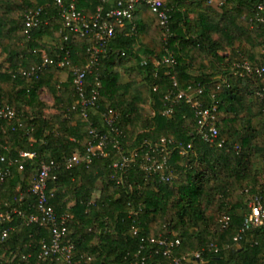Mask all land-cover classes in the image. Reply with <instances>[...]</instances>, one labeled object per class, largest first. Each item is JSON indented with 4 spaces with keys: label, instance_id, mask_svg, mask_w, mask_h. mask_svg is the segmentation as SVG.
Segmentation results:
<instances>
[{
    "label": "trees",
    "instance_id": "trees-1",
    "mask_svg": "<svg viewBox=\"0 0 264 264\" xmlns=\"http://www.w3.org/2000/svg\"><path fill=\"white\" fill-rule=\"evenodd\" d=\"M63 1L88 15L101 3ZM221 1L215 0L216 10L211 13L207 0H167L173 32L167 46L177 61L173 69L156 63L165 54L163 31L157 15L140 4L133 23L124 29L116 26L99 71L87 79L88 95L97 90L99 97L85 121L84 108H74L78 96L73 67L88 63V48L95 40L74 35L65 40L55 0H0V58H4L0 103L17 112L13 121L0 117V170H10L0 180V213L14 207L29 213L34 201L30 188L41 164L85 154L93 129L111 132L103 114L113 109L119 115L121 150L110 146L106 155L61 171L49 182L51 205L58 214H70V236L79 255L91 256L92 264H172L162 253L150 255L157 245L149 239L168 238L180 241L175 255L200 253L195 264H264V228L241 233L251 199L264 202V99L259 95L264 76L231 75L235 64L260 63L264 58V53L256 58L252 52L257 47L264 50V14L258 9L264 0ZM186 2L200 5L197 18L191 19L183 9ZM39 10L42 24L29 36L26 16ZM43 52L56 61L68 52L71 65H50L38 79H26L20 72L40 64ZM169 70L176 73L178 88H173ZM190 86H201L204 101L217 105L223 147L198 136L194 109L185 101H178L170 116L163 114L166 94ZM44 89L54 98L56 113L50 118L44 116L48 108L40 96ZM162 138L184 151L177 148L167 156L174 178L169 183L146 179L144 170L135 165L118 183L113 163ZM20 151L37 155L23 161V171L18 164L9 167ZM98 182L102 188L95 197ZM228 217L229 225L224 227ZM6 229L10 233L4 238ZM43 239H50L48 230L28 225L21 217L0 221V264L32 263L33 258L22 257L35 258Z\"/></svg>",
    "mask_w": 264,
    "mask_h": 264
},
{
    "label": "built area",
    "instance_id": "built-area-1",
    "mask_svg": "<svg viewBox=\"0 0 264 264\" xmlns=\"http://www.w3.org/2000/svg\"><path fill=\"white\" fill-rule=\"evenodd\" d=\"M56 5L60 9V17L63 21L62 32H65V40H69L70 35L81 38H92L95 43L88 48L89 61L84 67H73V86L78 96L76 108L81 105L84 108L81 117L87 121L89 119V111L95 110L99 93L92 90L88 95L86 83L90 75L99 71L100 60L102 55L106 53V48L116 34V26L125 28L128 23H133L136 10L140 4H146L151 11L157 15L160 27L163 31L165 41V54L161 60L156 61L159 65H164L168 69H173L177 61L170 53L167 46L168 41L173 37L172 17L170 9L167 8V0H100L96 12L88 15L85 11L80 10L74 3L66 5L63 0H55ZM208 4L213 5L215 0H207ZM225 0L221 1L223 4ZM260 12L264 14V2L258 6ZM40 10L30 13L26 16V34L30 36L31 32L39 28L42 24L40 18ZM48 22L46 21L45 24ZM135 27H133L134 30ZM70 54L67 52L65 57L56 61L50 58L46 53L42 54V62L33 66L31 70L21 71L28 80L38 79L48 66L56 64L58 67L71 65ZM173 82V88H178V80L176 73L168 71ZM231 75L238 78L247 76H264V58L260 63H252L245 61L237 63L231 68ZM99 85V80H96ZM204 90L199 87H188L185 90H171L165 96L167 107L163 114L170 116L174 112V106L178 101L182 100L194 109L195 116L198 121V136L206 143L223 147L224 142L219 139V129L217 127L218 107L216 104L208 105L204 99ZM264 99V89L259 93ZM0 117L8 121H13L17 117V112L8 104L0 103ZM118 113L110 109L103 114V122L107 125L111 132L109 134H101L97 129H93V141L89 143L85 154H74L62 161L51 160L44 162L35 175L30 193L34 201L29 205V213L20 208H12L6 212L0 213V221H12L14 216L21 217L28 225H38L47 229L50 239L41 240L38 251L35 256L28 254L22 257L24 261H34L30 264H92L91 256L79 255L77 245L70 236L69 219L70 214H58L51 205V193L49 191V182L56 180L58 174L64 170H71L80 163L89 165L93 158L98 155H106V150L112 146L121 150L118 136L121 132L116 127ZM172 141L162 138L156 144L145 143L141 149H136L129 155H122L121 158L113 163L114 178L118 183L123 181L124 174L133 166L139 165L145 174L146 179L154 178L160 182L169 183L174 177L170 172L168 163V154L182 146L170 147ZM143 149H145L143 151ZM183 151V149H182ZM184 153V151H183ZM35 152L20 151L15 161L9 162V167L18 164L20 171L24 170L25 160H33L36 158ZM2 162H6L5 157H1ZM5 173H10L9 168L5 171L0 170V180L4 179ZM24 195H21V201ZM131 205V203H130ZM141 209V204H138ZM249 212L245 215L241 233H245L253 228H264V202L259 197H253L248 205ZM230 218L223 221V226L229 225ZM10 231L6 229L2 235L8 237ZM241 236L235 237V241L239 242ZM152 244L157 245L156 251L150 252V255L162 253L172 264H195V258L200 259V253L192 255L178 256L174 250L179 246L180 241H171L168 238L149 239ZM145 260V258H144Z\"/></svg>",
    "mask_w": 264,
    "mask_h": 264
},
{
    "label": "rangeland",
    "instance_id": "rangeland-1",
    "mask_svg": "<svg viewBox=\"0 0 264 264\" xmlns=\"http://www.w3.org/2000/svg\"><path fill=\"white\" fill-rule=\"evenodd\" d=\"M206 8L207 11L213 13L212 11L216 10L215 9V4L214 5H210V4H206ZM183 9H185L187 12H189V17L191 19L193 18H197L199 12L201 11V7L200 5H198V3H192V2H186V4H184ZM210 9V10H209ZM245 51H249L248 48L246 47ZM252 52H254L256 58H260L262 56V54L264 53V50L262 47H257L254 50H252ZM1 61L4 60V58H0ZM66 76L64 75L63 78H65ZM123 80L127 81L128 80V76L125 74H123ZM41 99L43 100V102L48 106L47 109L44 110V116L47 118H50L53 114L56 113V110L52 107L54 104V98L52 96V94L47 90L44 89L41 93H40ZM37 109L32 110V113H36ZM102 188V183L98 182L97 184V188H96V192H95V197H97L99 195L100 189Z\"/></svg>",
    "mask_w": 264,
    "mask_h": 264
},
{
    "label": "crops",
    "instance_id": "crops-1",
    "mask_svg": "<svg viewBox=\"0 0 264 264\" xmlns=\"http://www.w3.org/2000/svg\"><path fill=\"white\" fill-rule=\"evenodd\" d=\"M1 60V59H0Z\"/></svg>",
    "mask_w": 264,
    "mask_h": 264
}]
</instances>
